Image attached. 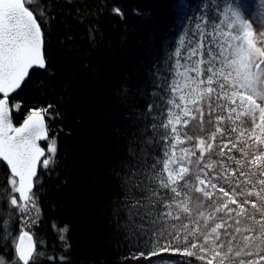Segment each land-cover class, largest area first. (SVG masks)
Wrapping results in <instances>:
<instances>
[{
  "label": "trees",
  "instance_id": "obj_1",
  "mask_svg": "<svg viewBox=\"0 0 264 264\" xmlns=\"http://www.w3.org/2000/svg\"><path fill=\"white\" fill-rule=\"evenodd\" d=\"M175 1L33 0L27 4L43 28L48 67L32 70L11 96V103L19 105L13 118L18 122L34 109H46L49 139L57 145L48 167L40 168L32 192L40 208L33 235L36 248L46 256L30 264H206L195 256H188L190 263H185V254L175 251L184 245L173 237L187 221L183 215L180 220L165 218L161 197L152 195L154 190L165 191L156 180V162L167 146L162 138L172 136L170 129L161 127L168 123L169 99H162L161 93L156 117L142 118L153 99L151 91L160 89L151 67L154 62L162 65V43L173 32ZM186 2L192 15L190 36L202 5L196 0ZM115 8L123 15L116 14ZM161 11L165 18L159 16ZM207 12L212 18L218 13L216 9ZM206 100L204 113L209 121ZM217 115L226 113L216 109L214 123H208L199 136L208 139L216 131ZM194 120L186 127L183 123L177 126L187 147L196 153L186 157L192 163L185 179L193 182L201 155L192 147L198 139ZM218 126L237 128L234 133L226 131L237 148L229 143L224 157L214 155L218 151L215 144L211 152L205 151L199 166L215 161V171H220L227 156L241 159L237 149L245 148L244 142L252 143L247 132L236 140L240 131L251 126L246 118L234 124L225 119ZM185 133L194 139L185 140ZM216 144H221L219 133ZM227 163L237 167L230 160ZM244 171H248L247 165ZM10 177L9 168L0 160V262L15 259L20 231V217L9 201ZM257 178L251 179L255 182ZM240 187L251 189L252 184ZM190 195L195 204L200 193L192 191ZM240 220L241 228L250 223L244 217ZM241 235L236 234L234 251L238 242L242 246ZM227 239L221 235L225 248ZM241 258L247 259L234 257Z\"/></svg>",
  "mask_w": 264,
  "mask_h": 264
},
{
  "label": "snow or ice",
  "instance_id": "obj_2",
  "mask_svg": "<svg viewBox=\"0 0 264 264\" xmlns=\"http://www.w3.org/2000/svg\"><path fill=\"white\" fill-rule=\"evenodd\" d=\"M31 2L32 0H0V93L3 94L0 99V160L10 166L15 177H19L18 186L16 179H11L10 183L24 201L30 200L28 193L33 186L32 178L36 175L37 165L42 164L47 168L51 159L49 157L41 161L44 149L36 144L42 136L47 138L41 115L46 109L32 111L20 127H13L10 119L9 94L21 87L29 78L31 70L48 67L44 32L34 12L26 6ZM260 4L264 6V0H260ZM175 6L177 10L187 7L182 0H176ZM249 9H255L254 0H229L211 21L208 12L202 11L195 17L191 35L185 29L173 53L174 74L183 78V84L173 80L170 91H190L168 101L179 111L172 112L169 108L168 123L161 125L172 133L171 137L166 135L162 138L167 146L162 149L156 162L159 165L156 180L159 188L165 191L161 193L154 190L152 195L161 197L159 203L165 209L162 213L165 218L180 220L183 215L187 221L182 223L181 229L173 237L184 245L182 249L177 248L175 251L195 256L198 260L206 261V264H213L217 260L218 264H226V261L229 264L264 262V32L256 33L253 28L254 23H264V11L253 16ZM114 11L123 15L119 8ZM246 15L253 18L246 19ZM221 16L223 19L219 18ZM187 19L186 16L185 21ZM180 69L183 71H179ZM206 97L210 117L208 123H214L212 115L216 109L226 115L215 116L216 131L208 139L198 138L197 143L192 146L201 153L193 182L185 179L190 171L186 164L192 163L186 157L196 153L189 147H184L180 149L179 156L175 154L176 144L183 142L176 123H183L186 127L188 120L185 117L196 119L188 107L190 103L195 105V112L199 114L203 124L204 105L200 102L205 101ZM13 107L19 109L18 104ZM242 117L251 126L240 131L236 140L239 141L247 132L252 143L244 142L245 148L250 151H245V148L237 149L242 153L241 159L227 156V160L237 167L232 168L227 160L221 161L220 171L214 170L215 161L211 160L200 167L199 161L203 160L205 151L211 152L214 144L218 149L214 155L221 157L227 155L224 149L229 143L237 148L236 142L226 135V131L234 133L237 128L229 127L225 130L218 126V122L227 119L234 124ZM174 120L176 123H173ZM218 133L222 146L216 144ZM170 139L172 143L168 144ZM184 139L191 142L194 138L185 133ZM48 150L54 155L57 151L55 143ZM245 165L247 172L244 171ZM240 177L244 179L241 180ZM252 177L258 178L253 182ZM241 184H252V188H241ZM192 191L200 193L195 204L190 195ZM11 204L17 205L15 196L12 197ZM240 217L250 223L241 228ZM234 225V231L229 232ZM236 234H242V246L238 242L234 251ZM221 235L228 238L227 248ZM18 251L19 259L23 264H28L34 245L25 248L21 238ZM234 257L247 259L236 260Z\"/></svg>",
  "mask_w": 264,
  "mask_h": 264
},
{
  "label": "rangeland",
  "instance_id": "obj_3",
  "mask_svg": "<svg viewBox=\"0 0 264 264\" xmlns=\"http://www.w3.org/2000/svg\"><path fill=\"white\" fill-rule=\"evenodd\" d=\"M196 1L200 2V4L202 5L201 6L202 11H209L210 14L213 12V10L215 12V9L218 12L219 9H222L225 6V4L229 2V0H196ZM182 2L187 7L182 8L180 10H177V8L175 6L176 1L174 2L173 6H172L173 15L171 18L173 21V29H172L173 32L171 33V35L169 37L165 38L163 43H162V51H163V56L161 57L162 65L160 63L154 62L152 67H151V73L153 76H157L155 81L160 86V89L151 91L153 99L148 104V107L146 108L142 118H144V116H146L150 120L151 117H156L157 108L159 106L161 93H162V99H167V101H168V99H177V97L179 95L185 94V92L190 91V89L184 90L180 93H172L170 91V85H171L173 80H176V81L180 82L181 84H183V78L180 77L179 75L174 74V70L172 67V65L174 64L173 53L179 44L180 36L183 34V31L185 29L188 31V29L190 27L189 25H190L191 20H192L191 10H190L188 3L186 2V0H182ZM254 4H255V9H249V11L253 12V16L257 12L264 11V6H262L260 4V0H254ZM197 7H198V4H197ZM163 14L164 13H162V11H161L159 13V16H162ZM166 16L167 15L164 14V18ZM186 16L188 17L187 21H185ZM213 18H214V16H213ZM219 18L223 19L222 16ZM245 18L251 19L253 17L246 15ZM209 19L211 21L212 16L209 17ZM253 28L256 31V33L264 32V23H254ZM179 71H183V70L180 69ZM162 80H163V83L159 82ZM162 85H163V87H162ZM161 89L163 90V92ZM187 98L188 97H186V99ZM200 103L203 104V101H201ZM12 105H16V103H14ZM167 105H170V104L167 102ZM188 107L191 110L192 115L196 116V119L194 121H195V124H197V125H195L194 128L197 129V138H201V136H199V133H202L204 131V128L207 127L208 120L205 118V113H204L203 124H201L199 114L197 112L196 113L194 112L195 107L190 103L188 104ZM12 108H13V110H16L15 107H12ZM171 109H172V112H178L179 111V109H176L172 105H171ZM185 119H187L188 122L191 121V117H185ZM173 123H176V121L174 120ZM180 124L181 123H176V127L179 126ZM181 140L183 141L182 138H181ZM184 142L185 141L180 143L179 146L181 145V147H183V148L187 147V145H186L187 142H185V146H183ZM53 143H55V145H56V141L54 139H51V138L48 139V141L46 142L47 155L45 158L50 157L51 158L50 162L52 161V159L55 156V154L52 155L48 150L49 146L52 145ZM179 146L176 148L175 154L177 156H179L181 154ZM56 148H57V145H56ZM186 166H188L189 169H191L190 165L186 164ZM41 167H42V164H41ZM194 173H196L195 168H194ZM11 179H15V178L11 176L9 179V183H10ZM17 186H18V181H17ZM10 187H11V192H10L9 201L11 203V199L13 196H15L17 198V205H13V204H11V205L15 209V211L17 212L18 216L20 217V221H19L20 231H19V233L16 237V240H15V250H16L18 239H19L21 234H33L34 225L37 224L39 219H40V208H39L36 200L34 199L33 193L30 194V200L29 201H23L20 198L19 194L17 192H15L11 183H10ZM45 256L46 255L44 253L38 251V249L35 248L34 253L32 255V258L29 260L28 264H30L31 262H34L36 260L45 258ZM182 258L184 259L183 261H185V263H188V262L190 263V259L187 255H184V256L182 255ZM173 261H175V260H173ZM0 264H23V261H21L19 259V254L17 253V250H16V256H15V259L13 261H11V262L1 261ZM215 264H218V262Z\"/></svg>",
  "mask_w": 264,
  "mask_h": 264
},
{
  "label": "water",
  "instance_id": "obj_4",
  "mask_svg": "<svg viewBox=\"0 0 264 264\" xmlns=\"http://www.w3.org/2000/svg\"><path fill=\"white\" fill-rule=\"evenodd\" d=\"M26 6H28L27 4H26ZM29 7V6H28ZM30 8V7H29ZM30 10H32L31 8H30ZM33 11V10H32ZM34 12V11H33ZM35 14V13H34ZM36 15V14H35ZM37 18V17H36ZM37 21L39 22V20L37 19ZM40 23V22H39ZM42 27V26H41ZM42 30H43V28H42ZM44 41H45V38H44ZM44 47H45V45H44ZM34 69H39V68H34ZM33 69V70H34ZM32 71V70H31ZM31 71H30V73H31ZM28 79V78H27ZM26 79V80H27ZM25 80V81H26ZM24 81V82H25ZM24 82L22 83V85L24 84ZM22 85H21V87H22ZM20 87V88H21ZM19 88V89H20ZM18 89V90H19ZM18 90H16L15 92H12V93H10L9 94V96H8V102H9V108H10V119H11V123H12V125H13V127H20V126H22V124H23V122H24V120L27 118V116L28 115H30L31 113H32V111H38V110H32L31 112H29L24 118H22V120L20 121V122H17L14 118H13V108H12V104H11V100H10V98H11V96L14 94V93H16ZM3 98V94L2 93H0V99H2ZM41 115L43 116V118H44V127H45V129H46V135H47V138L45 139L43 136L40 138V139H38L37 141H36V144L40 147V148H42V149H44V155L43 156H41L40 157V160L41 161H43V159H45V157H46V155H47V147L44 145V143L49 139V128H48V121H47V117H46V115H45V113L42 111L41 112ZM10 135H12V133H10ZM2 161V160H1ZM4 162V161H3ZM5 164H6V162H4ZM7 165V164H6ZM7 167L9 168V171H10V174H11V176L12 177H14L17 181H19V177H15L14 176V174H12L11 173V170H10V166H8L7 165ZM40 168H41V164H38L37 165V169H36V175L32 178L33 179V186H32V188H31V190H30V192L28 193V195H29V197H30V194L34 191V189H35V183H36V179H37V177H38V175H39V171H40ZM18 193V192H17ZM19 194V193H18ZM20 196V195H19ZM22 199V198H21ZM23 200V199H22ZM24 201V200H23ZM21 238H23V245H24V247L25 248H28V246L29 245H34V250H35V248H36V240H35V237H34V235L33 234H27V235H25V234H21L20 235V237H19V239H18V243H17V246H16V250H17V253L19 254V251H18V245L21 243ZM34 253V252H33Z\"/></svg>",
  "mask_w": 264,
  "mask_h": 264
},
{
  "label": "bare ground",
  "instance_id": "obj_5",
  "mask_svg": "<svg viewBox=\"0 0 264 264\" xmlns=\"http://www.w3.org/2000/svg\"><path fill=\"white\" fill-rule=\"evenodd\" d=\"M11 104H12V103H11ZM12 107H13V105H12ZM34 110H37V109H34ZM38 110H39V109H38ZM23 118H24V117H23ZM21 120H22V119H20L18 122H20ZM47 141H48V140H47ZM47 141H46V142H47ZM46 142H45V143H46ZM45 143H44V145H45ZM45 146H46V145H45Z\"/></svg>",
  "mask_w": 264,
  "mask_h": 264
}]
</instances>
